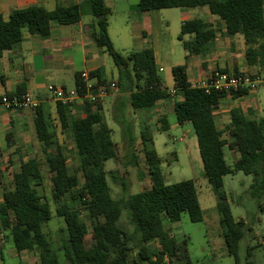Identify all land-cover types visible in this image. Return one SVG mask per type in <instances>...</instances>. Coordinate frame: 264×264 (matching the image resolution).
<instances>
[{"label":"trees","instance_id":"16d2710c","mask_svg":"<svg viewBox=\"0 0 264 264\" xmlns=\"http://www.w3.org/2000/svg\"><path fill=\"white\" fill-rule=\"evenodd\" d=\"M87 5V14L96 19L90 27L92 38L112 58L119 73L115 85L120 92L130 94L131 107L134 110H152L158 102L169 98L150 44L142 51H133L128 55L115 49L108 31L111 10L103 0H86L54 10L31 6L13 11L8 19L0 16V57L23 41L25 30L47 38L54 23H78L86 13L83 9ZM204 7L225 24L229 35L243 36L248 65L259 66L264 72V0H139L138 3L141 12ZM216 34L212 25L201 18L184 22L178 39L186 51V59L205 53ZM186 36L190 39L185 40ZM144 37L147 38L146 35ZM235 74L255 79L252 74L241 73L238 69H235ZM172 76L175 94L180 95L174 105L176 120L179 125L189 122L193 126L204 177L217 199L216 208L227 253L239 264L240 243L251 228L244 219L234 217L224 190V177L235 172L252 177L248 192L250 197L264 200V118H247L235 108L231 111L230 123L221 131L215 123V110L220 100L228 96H245L248 90L206 93L189 82L186 65L173 67ZM90 77L96 80L92 93L98 94L102 89L108 93L112 91L113 83L104 78L102 70L91 72ZM75 91L79 96L87 94V85L81 74L75 75ZM23 95L25 88L20 85L8 97L21 98ZM54 107L61 129L70 131L73 136L79 158V166L72 172L67 155L56 140L57 131L51 128L49 115L39 105L35 109V132L43 145L46 165L52 175L51 197L56 205V215L65 223V239L59 249L64 259L70 264H174L188 258L187 242L179 243L175 238H169L164 220L177 223L182 214L187 213L192 222H202L203 209L198 188L193 180L165 183L162 160L153 148L149 128H142L139 144L150 187L128 198L114 199L105 164L109 160L119 161L120 150L119 144L113 141V130L104 120L101 103L85 100L83 105L77 106L55 102ZM161 123L160 131L170 129L167 116L161 118ZM126 134L132 141L129 132ZM226 147L236 154L233 166L228 165L225 159ZM43 182L42 165L37 158L20 162L19 170L13 175V188L5 190L0 203V233L19 255L40 251L41 264H62L44 231L53 213L49 199L37 189ZM121 183L126 191L125 182ZM77 203L88 214L89 224L80 219ZM123 208L129 209L135 236L119 224ZM88 235L91 246H87ZM149 243L156 246L150 249L147 246ZM133 252L136 254L131 261ZM246 257V264H256L252 260L253 248L247 249ZM0 264H5L3 249H0Z\"/></svg>","mask_w":264,"mask_h":264},{"label":"rangeland","instance_id":"374dc122","mask_svg":"<svg viewBox=\"0 0 264 264\" xmlns=\"http://www.w3.org/2000/svg\"><path fill=\"white\" fill-rule=\"evenodd\" d=\"M88 8V5L84 7L83 10L86 12L84 16L88 13ZM118 9L119 11L115 19H112L114 26L121 24L124 20L121 7ZM199 9L200 12L197 18L204 19V14L201 9L208 11V8L204 7ZM163 11V13L177 12L178 14L177 9H165ZM168 20L169 25L165 24V32L162 37V42L164 43L162 44V49L168 61L164 65V69L160 71V75L164 81V86L171 92L174 88L171 67L173 64L181 65L180 63L184 62V48L178 40L181 31L178 18L175 15L172 19ZM131 26L134 29V19ZM135 28L137 27L135 26ZM115 41L117 50L125 55L126 52L120 49V44L116 37ZM145 42L146 45L150 44L153 48L154 40L147 37ZM105 55L104 71L106 77L109 81L113 78H119L118 69L112 58L107 53ZM252 75L255 78L257 75L260 76L259 74ZM261 76L264 79V74ZM260 93L262 95L260 101L264 105V88L261 89ZM115 100V94L110 95L105 98L103 106L105 121L113 129V141L119 144L120 150L119 161L109 160L105 164L112 197L114 199L128 198L150 187V180L146 175L147 168L144 162V155L141 152V145L139 144L141 130L147 126L153 137V148L162 160L165 183L174 184L185 180H193L200 192L199 199L204 218L202 222H192L187 213H183L181 220L177 223L171 224L164 220L165 230H167V236L169 238H175L179 243L187 242L185 248L188 258L175 261L174 264H187L188 262L191 264H236L235 259L227 253L223 238V228L220 223V215L216 208L217 199L213 194L210 184L204 177L203 163L192 124L187 122L179 125L174 117V113L168 112L167 118L168 121L170 120V129L168 131H160L157 128L155 119L143 114L148 112V110H134L129 103V98L124 100L122 106L116 103L117 107L115 110ZM176 100L178 99L175 97L171 98L173 103ZM49 118L51 128L57 131L56 140L63 152L67 155L68 165L71 171L74 172L79 166V158L73 136L70 131L61 129L55 111L53 114H49ZM31 130L32 132L22 135L23 138L20 140L13 136L10 141V146L4 149L3 152H0V201L5 190L13 188V175L19 170L20 162L22 160H28L29 158H37L42 165L44 177L43 185L37 187V189L40 194L49 199L53 213V218L44 226V231L48 234L52 249L61 258L62 264H70L59 252L65 239V233L63 231L65 223L63 219L57 217L56 205L52 201V175L46 165V153L44 152L43 145L37 140L34 124ZM127 132H129L132 141H130L128 134H126ZM2 143L4 144V142ZM236 158L234 152L226 147L225 159L227 164L233 166ZM121 182H125L127 186L126 191L122 188ZM251 184L252 177L246 176L242 172H235L224 177V190L227 193L228 202L234 217L237 220L244 219L251 228L244 240L240 243L239 264H246L248 248H253L252 260L256 264H264V200L257 201L250 197L248 192ZM205 196H208V198ZM77 207L80 210V219L89 224L88 214L81 210L80 203H77ZM119 224L130 235L135 236V226L130 221L129 209L123 208ZM1 243H3V249H5V264H41L39 257L40 251L25 252L19 255L10 242L7 244L4 243L2 235H0ZM91 244L92 241L90 235H88L87 246H91ZM147 246L153 249L156 244L149 243ZM134 249L136 251L137 245L134 246ZM135 254L136 252L131 254V261L134 259Z\"/></svg>","mask_w":264,"mask_h":264},{"label":"crops","instance_id":"0c3cea01","mask_svg":"<svg viewBox=\"0 0 264 264\" xmlns=\"http://www.w3.org/2000/svg\"><path fill=\"white\" fill-rule=\"evenodd\" d=\"M84 1L86 0H0V16L8 19L13 11L26 9L31 6L54 10L58 7L81 4ZM103 1L105 6L111 10L108 31L115 49L117 50L116 37L119 41L120 49L126 52L125 55L133 51H142L146 46V38L144 37L146 35L154 40L153 51L160 71L164 69V65L168 61L162 49V44H164L162 37L165 32V24L169 25L168 19H172L176 15L181 29L184 22L197 18L200 12L199 8H172L177 9L178 14L177 12L163 13V10L141 12L138 9L139 0ZM119 7L122 9L124 20L121 24L114 26L112 19H115ZM201 10L204 14L203 20L209 22L217 34L209 50L203 55H193L186 59V51L184 50V62L180 64L186 65L189 82L193 85L194 82L201 81L216 71H226V73L235 74V69H238L244 74H259L260 76L257 75L255 79L250 78L255 82V90H250L249 87L240 88L247 89L248 94L239 98L228 96L220 100L215 110V123L219 130L224 131L231 121V111L235 108L240 109L247 118H264V105L260 101L262 98L260 92L264 88V79H262L261 75L264 72L261 71L259 66L251 67L248 65L246 61L247 46L242 35H229L225 24L218 17L211 15L209 10ZM133 19L137 27L133 26L134 29L131 26ZM95 21L96 19L93 15L86 14L76 24L59 25L54 23L47 38H40L25 30L23 41L12 50L4 52L2 57H0V100L3 97L14 94L18 86L23 85L25 95L37 101L44 109L46 115H49L54 113V104L56 102L50 87L75 90L76 74H81L82 72L90 74L93 71L102 70L103 76L108 82L117 83L118 78H113L109 81L105 75L106 52L97 46L92 38V30L90 28ZM184 39L189 40L190 37L186 36ZM179 42L182 44L180 40ZM175 66L177 65L173 64L171 71ZM91 83L95 84L96 80L91 79ZM172 91L176 93L175 88ZM175 93L169 92V98L158 102L152 110L143 113L155 119L158 130L162 127L161 118L168 116V112L174 113L176 119L175 102L173 103L171 98L180 99V95ZM113 94H115L116 99L115 110L117 104L122 106L124 100L129 98L130 95L126 92H120L116 87L110 93L101 96L95 104L101 103L102 114L105 98ZM84 102L78 101L73 105L80 106ZM114 112L116 113V111ZM81 115L83 116L82 113ZM34 118L35 109L30 107L6 109L0 104V141L4 142V144L0 143V152L10 146L13 136L20 140L23 138L22 135L32 132L31 127L34 124ZM169 125L171 126L170 122ZM224 137L227 138L226 135ZM227 139L230 141L229 138ZM205 197L208 198V196ZM2 202L3 196L0 203ZM0 235H2L4 240L3 233ZM4 243L7 244L9 242L4 240ZM3 248V243H1L0 249Z\"/></svg>","mask_w":264,"mask_h":264},{"label":"built area","instance_id":"2783aa9c","mask_svg":"<svg viewBox=\"0 0 264 264\" xmlns=\"http://www.w3.org/2000/svg\"><path fill=\"white\" fill-rule=\"evenodd\" d=\"M81 77L87 85V94L85 96H79L75 90H66L62 87H50L54 100L64 105H72L78 101L82 102L85 100H90L92 103H96L101 96L108 93L104 89H102L98 94L92 93L91 88L93 84L91 83L90 74L88 72H82ZM193 87L203 89L206 93H230L244 87H249L250 90H254L256 88L255 82H253L250 77L220 71L214 72L211 76L201 81L194 82ZM111 88L115 89L116 85L112 84ZM171 93L174 94L175 91H171ZM0 104L6 109L27 107L36 109L40 105L37 101L31 99L27 95H23L21 98L3 97L0 100Z\"/></svg>","mask_w":264,"mask_h":264}]
</instances>
